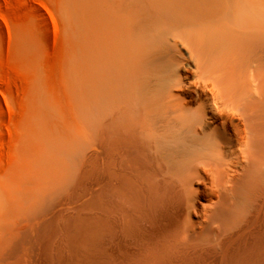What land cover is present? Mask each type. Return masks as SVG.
Returning <instances> with one entry per match:
<instances>
[{
  "label": "bare ground",
  "instance_id": "bare-ground-1",
  "mask_svg": "<svg viewBox=\"0 0 264 264\" xmlns=\"http://www.w3.org/2000/svg\"><path fill=\"white\" fill-rule=\"evenodd\" d=\"M71 37L13 125L0 264H264V0H87Z\"/></svg>",
  "mask_w": 264,
  "mask_h": 264
},
{
  "label": "rangeland",
  "instance_id": "rangeland-1",
  "mask_svg": "<svg viewBox=\"0 0 264 264\" xmlns=\"http://www.w3.org/2000/svg\"><path fill=\"white\" fill-rule=\"evenodd\" d=\"M85 1L0 0V172L13 158V129L34 77L53 91L63 87L77 6Z\"/></svg>",
  "mask_w": 264,
  "mask_h": 264
}]
</instances>
